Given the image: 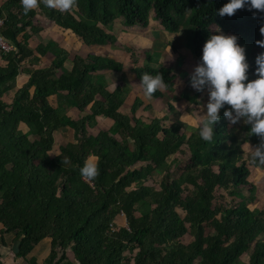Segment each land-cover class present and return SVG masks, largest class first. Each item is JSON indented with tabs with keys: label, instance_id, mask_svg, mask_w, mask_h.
Returning <instances> with one entry per match:
<instances>
[{
	"label": "trees",
	"instance_id": "trees-1",
	"mask_svg": "<svg viewBox=\"0 0 264 264\" xmlns=\"http://www.w3.org/2000/svg\"><path fill=\"white\" fill-rule=\"evenodd\" d=\"M152 12L169 33L184 23L198 55L204 46L218 51L214 24L235 43L222 47L243 73L240 87L227 82L226 101L204 109L196 99L216 70L202 68L197 94L182 96L203 108L207 134L188 131L139 97L128 108L121 87L109 91L112 83L98 75L125 68L95 50L117 42L108 29L119 20L146 29ZM39 17L79 38L86 53L71 54L54 39L31 46L47 28ZM0 40L11 47L0 45V245L16 233L25 258L50 238L44 264H240L251 249L248 264H264V211L252 205L257 189L239 140L245 133L243 142L261 151L264 131L245 123L237 136L228 119L234 97L259 105L264 119V0H0ZM136 58L131 72L144 92L183 116L165 99L175 82L157 64L159 52L146 64ZM21 75L27 83L18 88ZM61 129L73 131L74 141L52 155ZM121 214L126 227L117 223Z\"/></svg>",
	"mask_w": 264,
	"mask_h": 264
},
{
	"label": "rangeland",
	"instance_id": "rangeland-1",
	"mask_svg": "<svg viewBox=\"0 0 264 264\" xmlns=\"http://www.w3.org/2000/svg\"><path fill=\"white\" fill-rule=\"evenodd\" d=\"M33 4V3H31ZM60 6V2L57 3ZM42 26L47 27L41 34L36 35L32 40V45L35 47L41 41L47 42L50 39L58 41L61 47L65 48L71 54L75 52H84L86 49L79 38H76L69 31H64L57 28L55 25H50L44 17L38 18ZM148 28L139 27H128L121 20L112 28L108 29V32L113 34L117 42L114 45H106L104 47H97L95 50L101 55H105L112 60H116L119 63H123L125 68L121 74L116 75L110 71H100L98 75H104L106 79L111 82L112 85L109 87V91H114L118 86L121 87L125 100L126 106L129 108L131 101L136 97L142 98L145 104L152 107L155 111H162L171 116V121L179 120L182 124H186L188 131L201 130L205 134L208 133V127L204 125L203 119V108L196 106V104L187 105L186 101L183 99V93H188L190 96L197 94L202 79L200 78L201 69L203 70H216L215 81L211 83L205 90L198 94L196 101L202 102L204 109L212 107L211 101H215L217 105H222L223 91L226 88V84L229 81L234 82V87L239 88L242 83V72L240 67L236 65V61L233 58L227 57V52L223 49L222 45H230L233 49H236L235 43L232 38L225 32L220 31L218 25L214 24L211 29L215 33L213 42L216 44L218 51L215 53H210L208 47L204 46L201 55L194 53L190 48L187 38V31L185 30L184 23L181 22L180 31L177 33H169L155 18V14L151 13V19ZM133 49V51L131 50ZM159 52L160 58L157 64H161L170 68L172 74L174 75V90L166 93V98L170 103L175 104L179 110L182 111L183 116L180 117L178 114L172 113L168 110V106L165 104L166 101L154 100L149 95L144 92L143 87L136 80L135 74L131 72L134 63L132 57L137 55V65L146 64L147 56L152 53ZM199 56V57H198ZM215 61L214 66L210 61ZM46 62L49 64L51 62V57L47 58ZM66 67L69 69L72 67L70 60L66 62ZM216 66V67H215ZM203 71V73H204ZM251 83H254L253 75H247ZM27 83L24 75H21L17 86L18 88L23 87ZM165 92V90H164ZM260 100L264 99V90L259 94ZM231 101V100H230ZM184 102V104H182ZM210 105V106H209ZM232 105L235 106V111L232 115H229V127H234L238 129L236 135L240 134V124H251V126H256V131H264V119L259 113V105L253 104L251 100L245 99L244 101L236 97L233 98ZM187 113L188 116L184 115ZM141 114L145 116L149 115V111H142ZM70 115L74 118H79L80 114L78 111L74 110L70 112ZM153 115V112H152ZM190 115V116H189ZM169 116V117H170ZM110 123L104 124L103 121L101 126H109ZM203 126V127H202ZM24 130V129H23ZM25 131V130H24ZM245 133L239 136L241 140V146L244 150V158L250 163L251 177L250 181L256 186V200L253 202V207L262 209L264 211V160L261 164L255 167L253 162H257L259 157L264 159V148L259 151L258 148L253 145L243 142ZM74 141L73 131L59 130L55 134V146L52 155L59 152L61 145L66 144V142ZM89 165L94 167L96 164V158L90 157ZM244 194L248 197V188L244 189ZM223 203L230 202V198L222 196L221 193L217 194ZM240 202L239 199L235 200ZM119 226H127L126 218L122 214L117 219ZM252 249L244 254L240 261V264H248ZM69 257L73 259V255L69 252Z\"/></svg>",
	"mask_w": 264,
	"mask_h": 264
},
{
	"label": "crops",
	"instance_id": "crops-1",
	"mask_svg": "<svg viewBox=\"0 0 264 264\" xmlns=\"http://www.w3.org/2000/svg\"><path fill=\"white\" fill-rule=\"evenodd\" d=\"M3 229V225L0 224V236ZM4 238L5 245H0V260L3 264H30L29 261L32 260H36L38 264H44V261L50 255L52 245L50 238H46L39 244L34 245L25 258L18 256L20 253V242L17 240L16 233H7Z\"/></svg>",
	"mask_w": 264,
	"mask_h": 264
},
{
	"label": "built area",
	"instance_id": "built-area-1",
	"mask_svg": "<svg viewBox=\"0 0 264 264\" xmlns=\"http://www.w3.org/2000/svg\"><path fill=\"white\" fill-rule=\"evenodd\" d=\"M0 45L1 47L6 50V51H9L11 50V47H9L8 45H6L5 43H3V41L0 40Z\"/></svg>",
	"mask_w": 264,
	"mask_h": 264
}]
</instances>
